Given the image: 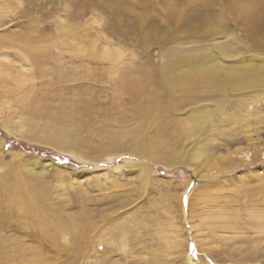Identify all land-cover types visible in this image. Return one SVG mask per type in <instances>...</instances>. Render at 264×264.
I'll return each mask as SVG.
<instances>
[{"label": "rangeland", "instance_id": "1", "mask_svg": "<svg viewBox=\"0 0 264 264\" xmlns=\"http://www.w3.org/2000/svg\"><path fill=\"white\" fill-rule=\"evenodd\" d=\"M247 16L264 0H0V264H264V158H246L264 154V35ZM142 73L153 100L121 86Z\"/></svg>", "mask_w": 264, "mask_h": 264}, {"label": "bare ground", "instance_id": "2", "mask_svg": "<svg viewBox=\"0 0 264 264\" xmlns=\"http://www.w3.org/2000/svg\"><path fill=\"white\" fill-rule=\"evenodd\" d=\"M252 1V0H251ZM252 6V5H251ZM246 9V8H245ZM247 10V9H246ZM250 10H251V8H250ZM249 12V11H248ZM252 14V13H251ZM251 14H250V16H251ZM253 15V14H252ZM249 16V17H250ZM255 16V15H254ZM248 17V16H247ZM248 17V19H250V21H249V23L251 24V26H253V24H254V28L256 29L254 32L256 33V34H258V33H261V35L263 34L264 35V20H263V16L261 17H259V18H253L252 19V17L251 18H249ZM221 26V25H220ZM69 27V26H68ZM253 35V34H252ZM254 36V35H253ZM258 37V36H257ZM257 37H256V39H257ZM260 39H262V38H260ZM264 39V38H263ZM262 39V40H263ZM261 40V41H262ZM264 41V40H263ZM258 42V41H257ZM257 45H258V43H256ZM264 44V43H263ZM218 50V49H217ZM229 54V53H228ZM232 54V53H231ZM220 56V55H219ZM223 56H224V53H223ZM227 56V55H226ZM225 56V57H226ZM197 61V60H196ZM197 62H203L202 60H198ZM194 63V60H191L190 58H186V59H182V65L183 66H190L191 65V67H192V64ZM215 63V62H214ZM216 63H217V61H216ZM195 66V65H194ZM218 66V65H217ZM221 66V65H220ZM204 67V66H203ZM213 67V66H212ZM223 67V68H222ZM221 68L222 69H220V67H219V69L218 70H222V71H220V72H223L221 75L223 76L220 80H218V78L216 77H214V76H212L211 74H210V72L209 73H207V72H205V71H207V70H204V69H200V70H204V71H202L203 72V74H202V76H201V78L199 79V80H201V81H199V82H201L202 84L203 83H206V84H213V83H215L214 81H216L217 83L219 82V81H227L228 79H229V74H231L230 72H233V71H230V69H226L225 68V66H222ZM205 68H206V66H205ZM209 69V68H208ZM212 69V68H211ZM216 69V70H217ZM261 68H253V70L252 71H254V70H260ZM261 70H263V69H261ZM207 73V74H206ZM214 73V72H213ZM143 74V75H142ZM141 74V77L140 78H138V80H122L120 83H121V86H122V88L123 89H125L127 86H128V84H130L133 88H135L136 90H137V92L138 93H140V94H143V95H147L151 100H153V98H155L156 97V95H157V89L159 88V86H157L156 85V83H155V85H151V86H148L147 84H148V82H147V80L150 78V73L149 74H146V73H142ZM209 74V75H208ZM218 74V73H217ZM236 74H238V73H236ZM234 76H235V72H234V74H233ZM231 76V75H230ZM233 77V76H232ZM243 77V76H242ZM219 78H220V76H219ZM247 78V77H246ZM260 78V77H259ZM262 78V77H261ZM132 79V78H131ZM233 79V78H232ZM263 79V78H262ZM192 79H190V77H188V78H186V77H181V80L179 81L180 82V84H184V83H186L187 85H188V83L187 82H190ZM156 82V81H155ZM182 82V83H181ZM221 82H219V84H220ZM178 84V83H177ZM180 84H178V85H180ZM185 84V85H186ZM177 85V87H179ZM185 85H184V87H185ZM186 85V86H187ZM199 85H201V84H199ZM218 85V84H217ZM183 86V85H182ZM189 86V85H188ZM208 86V85H207ZM206 86V87H207ZM212 86V85H211ZM197 87H198V85H197ZM200 87V86H199ZM171 88H174V87H171ZM185 88H187V87H185ZM193 88H196L195 86L193 87ZM190 89L192 90V85H191V87H190ZM200 89L201 88H199V91H200ZM193 91V90H192ZM191 91V92H192ZM194 92V91H193ZM192 92V93H193ZM195 93V92H194ZM200 93H201V91H200ZM199 93V94H200ZM203 94V93H202ZM209 94V93H208ZM199 96V95H198ZM188 97H189V95H188ZM194 97V96H193ZM197 97V96H196ZM185 98V97H184ZM190 98H192V96L190 97ZM195 98V97H194ZM186 99H189V98H186ZM184 99L182 98V100L181 101H183ZM185 101V100H184ZM163 107V106H162ZM161 107V108H162ZM53 109H58L56 106L55 107H53ZM63 109H65V108H63ZM63 109H61L60 110V112H62V110ZM199 109V108H198ZM82 108L81 107H78V105H73V107L71 108V110L70 111H66V113H67V115H65V116H67L68 117V120H70V121H73V120H76V119H78V118H80V114L82 115ZM200 110H202V108H200L199 109V111ZM35 112H33V113H36L37 115H42V116H44V117H48V116H46V115H48V110L46 111V112H44V111H42V112H39L37 109L36 110H34ZM83 111H84V109H83ZM53 114L55 113L56 114V112H52ZM54 114V115H55ZM50 120V119H49ZM194 120V119H193ZM260 120V119H259ZM58 122L60 125H62V123H61V121H63V120H57V119H51V121H47V123L48 122H50V124L51 125H54V123L55 122ZM49 124V123H48ZM52 127V126H51ZM54 127V126H53ZM76 134V133H75ZM254 157L255 156H251L249 153H248V155H246V158L248 159V158H250V162H255V161H258V159H263L264 158V154H263V156L261 155V156H259V158H258V156L254 159ZM254 159V160H253ZM257 159V160H256ZM41 160V159H40ZM48 163H50V161L49 160H46ZM5 179V178H4ZM14 186H15V184H14ZM14 189V190H13ZM17 190H18V187H17ZM17 190H16V188L15 187H13L12 188V190H10L9 191V194L10 195H13V193L14 192H17ZM8 192V191H7ZM19 192V191H18ZM8 194V195H9ZM6 195V194H5ZM24 196H25V194H24ZM31 196V195H30ZM22 198V197H21ZM21 198L19 199V200H17L16 202L13 200V201H11V202H13V203H15V205H14V207L15 208H13V209H15V210H17V212L18 213H21L22 215H24V217L25 216H30V217H34V218H37L36 220V222L38 223L37 225H39L40 226V224H41V222L40 221H42L40 218H41V213H40V210H41V206L40 205H38L36 202H35V200H30V199H28V198H24V200H21ZM2 202V201H1ZM9 202H10V199H9ZM5 205H3V206H1L0 205V211L1 210H3V212L5 211V212H7V210L8 209H10L11 210V208L13 207H11V206H7L8 205V202H7V205H6V202L4 203ZM13 211V210H12ZM14 212V211H13ZM15 213V212H14ZM263 213V212H262ZM33 214V215H32ZM37 215V216H36ZM36 216V217H35ZM35 220V219H34ZM44 222V221H43ZM4 240V239H3ZM4 242H5V240H4ZM7 242V241H6Z\"/></svg>", "mask_w": 264, "mask_h": 264}]
</instances>
